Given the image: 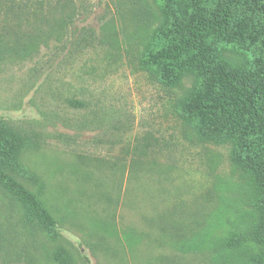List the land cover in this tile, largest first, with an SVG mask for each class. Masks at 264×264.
Wrapping results in <instances>:
<instances>
[{"label":"rangeland","instance_id":"1","mask_svg":"<svg viewBox=\"0 0 264 264\" xmlns=\"http://www.w3.org/2000/svg\"><path fill=\"white\" fill-rule=\"evenodd\" d=\"M70 1L0 0V43L38 46L0 59V117L28 141L14 177L57 224L46 232L0 185V264H244L256 250L224 249L221 226L244 180L230 146L199 143L139 70L140 5ZM60 19L48 40L21 36Z\"/></svg>","mask_w":264,"mask_h":264},{"label":"trees","instance_id":"2","mask_svg":"<svg viewBox=\"0 0 264 264\" xmlns=\"http://www.w3.org/2000/svg\"><path fill=\"white\" fill-rule=\"evenodd\" d=\"M136 2L137 21L147 26L136 60L139 70L175 95L174 111L199 143L230 146V164L244 180L240 208L221 225L228 236L224 249L251 245L256 253L244 264H264V0ZM57 6L71 9V1ZM64 21L21 36L32 43L48 40L62 31ZM7 36L0 33V38ZM17 36L14 45L0 43V59L25 58L38 50L19 43ZM27 142L0 117V185L29 218L51 232L55 219L14 177ZM63 264H72L69 255Z\"/></svg>","mask_w":264,"mask_h":264}]
</instances>
